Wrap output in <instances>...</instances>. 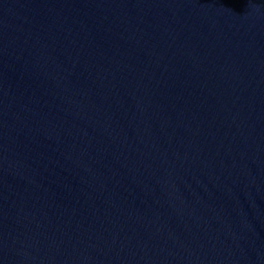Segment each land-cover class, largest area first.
Returning <instances> with one entry per match:
<instances>
[{"label": "water", "instance_id": "water-1", "mask_svg": "<svg viewBox=\"0 0 264 264\" xmlns=\"http://www.w3.org/2000/svg\"><path fill=\"white\" fill-rule=\"evenodd\" d=\"M0 264H264V0H0Z\"/></svg>", "mask_w": 264, "mask_h": 264}]
</instances>
